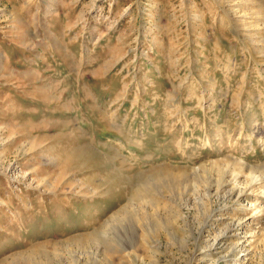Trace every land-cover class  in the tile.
I'll list each match as a JSON object with an SVG mask.
<instances>
[{"label":"rangeland","instance_id":"rangeland-1","mask_svg":"<svg viewBox=\"0 0 264 264\" xmlns=\"http://www.w3.org/2000/svg\"><path fill=\"white\" fill-rule=\"evenodd\" d=\"M0 264H264V0H0Z\"/></svg>","mask_w":264,"mask_h":264},{"label":"bare ground","instance_id":"bare-ground-1","mask_svg":"<svg viewBox=\"0 0 264 264\" xmlns=\"http://www.w3.org/2000/svg\"><path fill=\"white\" fill-rule=\"evenodd\" d=\"M237 224H238V223H237ZM127 251H128V250H127ZM130 251H131V250H130ZM130 254H131L130 252H127V253H126L127 256H130Z\"/></svg>","mask_w":264,"mask_h":264}]
</instances>
